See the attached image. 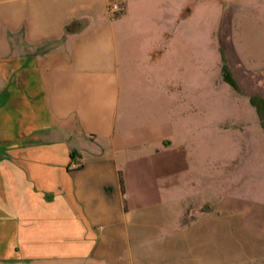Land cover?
Masks as SVG:
<instances>
[{"label":"crops","instance_id":"crops-1","mask_svg":"<svg viewBox=\"0 0 264 264\" xmlns=\"http://www.w3.org/2000/svg\"><path fill=\"white\" fill-rule=\"evenodd\" d=\"M164 44L147 0H0V264H264V170Z\"/></svg>","mask_w":264,"mask_h":264},{"label":"rangeland","instance_id":"rangeland-1","mask_svg":"<svg viewBox=\"0 0 264 264\" xmlns=\"http://www.w3.org/2000/svg\"><path fill=\"white\" fill-rule=\"evenodd\" d=\"M147 2L163 21L166 78L195 88L191 102L207 132L243 130L254 167L264 170V111L259 116L250 101L264 109V0ZM123 15L112 18L115 29L124 24ZM223 67L235 87L224 80ZM216 242L221 248V240ZM238 247L233 244L231 252Z\"/></svg>","mask_w":264,"mask_h":264},{"label":"built area","instance_id":"built-area-1","mask_svg":"<svg viewBox=\"0 0 264 264\" xmlns=\"http://www.w3.org/2000/svg\"><path fill=\"white\" fill-rule=\"evenodd\" d=\"M125 12V6L123 5V3L121 2H113L109 5L108 7V13H109V16L111 18H116L118 17L120 14H124ZM80 164L77 163V162H74L72 164V167L73 168H77L79 167Z\"/></svg>","mask_w":264,"mask_h":264},{"label":"trees","instance_id":"trees-1","mask_svg":"<svg viewBox=\"0 0 264 264\" xmlns=\"http://www.w3.org/2000/svg\"><path fill=\"white\" fill-rule=\"evenodd\" d=\"M222 74H223V78L226 82H228L231 86L235 87V84L233 83V81L229 78L228 76V73H227V70L225 67L222 68ZM251 101V104L255 107L256 109V112L259 116H261L262 112L264 111V109H262L259 105V103L254 99V98H251L250 99ZM264 103V101H263Z\"/></svg>","mask_w":264,"mask_h":264}]
</instances>
